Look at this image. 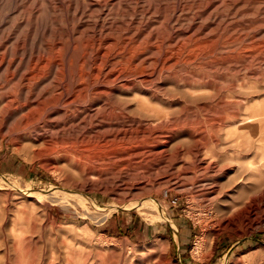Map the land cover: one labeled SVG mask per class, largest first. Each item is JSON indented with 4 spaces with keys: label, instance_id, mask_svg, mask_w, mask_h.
I'll return each instance as SVG.
<instances>
[{
    "label": "rangeland",
    "instance_id": "rangeland-1",
    "mask_svg": "<svg viewBox=\"0 0 264 264\" xmlns=\"http://www.w3.org/2000/svg\"><path fill=\"white\" fill-rule=\"evenodd\" d=\"M259 114L264 0H0V264H264Z\"/></svg>",
    "mask_w": 264,
    "mask_h": 264
},
{
    "label": "bare ground",
    "instance_id": "bare-ground-1",
    "mask_svg": "<svg viewBox=\"0 0 264 264\" xmlns=\"http://www.w3.org/2000/svg\"><path fill=\"white\" fill-rule=\"evenodd\" d=\"M257 113V112H256ZM258 117H259V119H260V117H261V120L260 121H258V122H261V121H264V114H259L258 115ZM258 117H257V119L256 120H258ZM253 120V119H252ZM245 121V120H244ZM259 132H257V131H254L253 132V134L254 135H257ZM261 134V133H260ZM264 135V134H263ZM258 136H259V134H258ZM256 137V138H259V140L262 142V143H264V138H262V135L260 136V137ZM260 144V143H259ZM261 145V144H260ZM259 146V145H258ZM264 146V145H263ZM263 146H262V148H263ZM260 147V146H259ZM262 151V150H261ZM261 154V158H260V161L259 162H257V163H252L251 165H250V167L247 169V171H244V169L242 168V169H240L239 171H238V173H236V175L231 179V184L230 183H228V184H226V186L228 185L229 187L231 186V185H233V184H235L237 181L240 183V182H242L243 183V185L244 186H242L241 188H239V190H242V192L244 193V191H247V192H249L251 195L252 194H259V193H261L262 194V196L264 197V148H263V152L262 153H260ZM209 156V155H208ZM210 159V158H209ZM220 159V158H219ZM218 159V160H219ZM213 161V160H212ZM221 161V160H220ZM209 165V164H208ZM210 167V166H209ZM208 169V168H207ZM211 170V169H210ZM208 172V171H207ZM245 172H247L246 173V175H248V176H250L249 178H247V179H245V176L246 175H244V173ZM246 181H247V183H246ZM225 187V186H224ZM227 188V187H226ZM238 190V191H239ZM237 190H236V192H238ZM246 192V193H247ZM240 194V193H239ZM249 194V195H250ZM261 194H260V196H261ZM238 195V194H237ZM241 196V195H240ZM243 196H245L246 198L248 197V195L246 196V194L245 195H242L241 197V200H243ZM237 197V199L239 198L238 196H236ZM235 197V198H236ZM244 197V198H245ZM249 197H251V196H249ZM234 198V199H235ZM246 198L244 199V201L246 200ZM260 198V197H259ZM259 198L257 197V199L259 200ZM248 199V198H247ZM264 199V198H263ZM240 200V201H241ZM261 200H262V198H261ZM247 201H249V200H247ZM247 201H245V202H247ZM253 200H251V202H252ZM263 201V200H262ZM235 202V201H234ZM237 202H238V200H237ZM140 206H143L144 205V203H138ZM259 204V203H258ZM261 204V203H260ZM147 205V204H146ZM244 205H246V203H244ZM262 205V204H261ZM138 206V205H137ZM148 206H151V204H148ZM257 206V205H256ZM242 207H243V205H242ZM241 207V208H242ZM257 207H259V206H257ZM158 209V208H157ZM256 209V208H255ZM260 209V208H259ZM234 210V209H233ZM159 211V210H158ZM108 214H106L104 217H106ZM159 216H160V218L161 219H166V220H168L169 218H166L165 217V215H164V213H159ZM200 243L201 242H198L197 243V246L195 247V251H197V250H199V248H200ZM68 251V250H67ZM224 264V263H223Z\"/></svg>",
    "mask_w": 264,
    "mask_h": 264
}]
</instances>
